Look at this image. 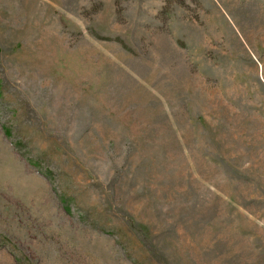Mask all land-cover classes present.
Instances as JSON below:
<instances>
[{
    "label": "rangeland",
    "instance_id": "rangeland-1",
    "mask_svg": "<svg viewBox=\"0 0 264 264\" xmlns=\"http://www.w3.org/2000/svg\"><path fill=\"white\" fill-rule=\"evenodd\" d=\"M0 264H264V0H0Z\"/></svg>",
    "mask_w": 264,
    "mask_h": 264
},
{
    "label": "trees",
    "instance_id": "trees-1",
    "mask_svg": "<svg viewBox=\"0 0 264 264\" xmlns=\"http://www.w3.org/2000/svg\"><path fill=\"white\" fill-rule=\"evenodd\" d=\"M1 129H3L6 139L8 140L9 143H11L13 145V148L15 149V151H17V153L20 155V157L25 159L30 167L32 166L36 170H39V172H42V170H40L39 167L36 166L35 161L33 160V158L28 157V153L23 151L22 147H24V142H22V141L14 142L11 129H9V127H7L5 124L1 125ZM63 205H64V203H63ZM68 212L71 213L70 210ZM100 231H101V233H105L106 232L105 230H100Z\"/></svg>",
    "mask_w": 264,
    "mask_h": 264
}]
</instances>
